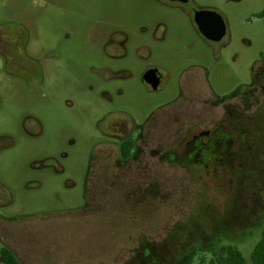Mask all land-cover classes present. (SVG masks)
Instances as JSON below:
<instances>
[{"label":"rangeland","instance_id":"374dc122","mask_svg":"<svg viewBox=\"0 0 264 264\" xmlns=\"http://www.w3.org/2000/svg\"><path fill=\"white\" fill-rule=\"evenodd\" d=\"M218 122L224 162L176 161ZM263 229L264 0H0V264L250 262Z\"/></svg>","mask_w":264,"mask_h":264},{"label":"flooded vegetation","instance_id":"af4514ba","mask_svg":"<svg viewBox=\"0 0 264 264\" xmlns=\"http://www.w3.org/2000/svg\"><path fill=\"white\" fill-rule=\"evenodd\" d=\"M162 1H166V2H177L180 4H186L180 1H171V0H162ZM194 12V16H195ZM193 16V19H194ZM195 22V20H194ZM196 24V23H195ZM197 26V24H196ZM198 28V26H197ZM199 30V29H198ZM228 31V28H227ZM200 32V31H199ZM201 33V32H200ZM201 35L208 41H211L209 39H207L202 33ZM227 35V33H226ZM225 35V37H226ZM224 37V38H225ZM223 38V39H224ZM222 39V40H223ZM221 40V41H222ZM219 41V42H221ZM211 42H215V41H211ZM150 70H157V74L158 77L160 78V84H159V88L157 90L154 91H158L160 90L162 83H163V76L161 75V73L159 72L158 69L156 68H151L149 70H147L144 75L150 71ZM144 75L142 77V81L147 84L152 90V86L150 84H148L147 82H145L143 80ZM256 77V76H255ZM257 80V79H256ZM256 82V81H255ZM239 133V132H238ZM192 134V139L190 142H188L186 144L185 147H181L179 148L178 152H173L171 150L169 151V154L171 152L176 154V161H183L182 159H186L185 162H189L190 164H192L194 167H198V168H203V169H210V167L212 166V162H218L219 164H221L222 162H224L225 159H227V155L230 156V152H231V147H232V142L235 141V137L234 136H239V134H233L230 130L225 128V123H221L218 122L215 124V127H198L195 130H192L191 132ZM130 138H127L125 140H123L120 144V152H121V161H129L132 158V153L135 150L136 144L133 142L132 144H125V141L129 140ZM241 139V138H239ZM237 139V140H239ZM128 154V155H126ZM171 161H175L171 160Z\"/></svg>","mask_w":264,"mask_h":264},{"label":"trees","instance_id":"16d2710c","mask_svg":"<svg viewBox=\"0 0 264 264\" xmlns=\"http://www.w3.org/2000/svg\"><path fill=\"white\" fill-rule=\"evenodd\" d=\"M132 143V139L125 141V144ZM1 257L4 264H23L9 248L1 250ZM201 262L202 264H264V229L260 240L256 243L251 253L250 262L239 247L233 244H222L213 251L212 257L208 262L204 259Z\"/></svg>","mask_w":264,"mask_h":264},{"label":"water","instance_id":"95a60500","mask_svg":"<svg viewBox=\"0 0 264 264\" xmlns=\"http://www.w3.org/2000/svg\"><path fill=\"white\" fill-rule=\"evenodd\" d=\"M180 1L183 3L188 0H171ZM195 23L199 31L209 40L219 42L227 33V25L223 16L217 12L209 10L196 11L194 16ZM143 80L150 84L153 90H157L160 84L157 70H150L145 75Z\"/></svg>","mask_w":264,"mask_h":264}]
</instances>
